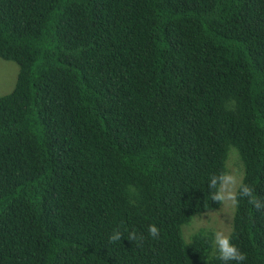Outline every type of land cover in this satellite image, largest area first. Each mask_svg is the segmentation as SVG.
Here are the masks:
<instances>
[{"label": "trees", "instance_id": "16d2710c", "mask_svg": "<svg viewBox=\"0 0 264 264\" xmlns=\"http://www.w3.org/2000/svg\"><path fill=\"white\" fill-rule=\"evenodd\" d=\"M0 58V264H225L182 228L231 154L228 235L264 264V0H0Z\"/></svg>", "mask_w": 264, "mask_h": 264}, {"label": "clouds", "instance_id": "9594fccd", "mask_svg": "<svg viewBox=\"0 0 264 264\" xmlns=\"http://www.w3.org/2000/svg\"><path fill=\"white\" fill-rule=\"evenodd\" d=\"M208 186L213 191L211 192L212 200L218 202H230L235 206L238 202L237 198H248L250 203H255L253 189L242 182L240 174L225 173L219 176L213 175L208 179ZM257 206H259L257 204ZM148 235L157 237L159 229L155 224L147 226ZM133 239L135 236L133 234ZM121 240V233L114 231L109 236L110 242ZM215 251L218 254V259L222 262H235V264H242L246 260V255L240 251L232 242L231 237L223 231H215L213 234V241Z\"/></svg>", "mask_w": 264, "mask_h": 264}, {"label": "rangeland", "instance_id": "374dc122", "mask_svg": "<svg viewBox=\"0 0 264 264\" xmlns=\"http://www.w3.org/2000/svg\"><path fill=\"white\" fill-rule=\"evenodd\" d=\"M18 66L11 61H5L0 58V96L8 94L15 86L17 79ZM235 152L233 148L230 150ZM229 151V152H230ZM227 173L240 174L242 176V167L239 164L238 156L231 154L228 157L226 163ZM223 203V204H222ZM220 209L205 213L192 220L189 225L183 226L182 228L184 240L189 241L191 236L199 229H209L210 231H223L225 234H229L230 222L233 206L230 202H222ZM189 225V226H188Z\"/></svg>", "mask_w": 264, "mask_h": 264}]
</instances>
